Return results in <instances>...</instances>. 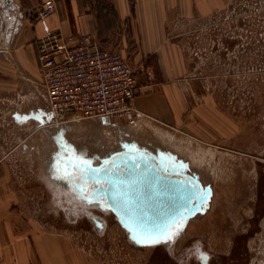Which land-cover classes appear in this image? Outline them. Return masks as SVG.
<instances>
[{
    "label": "crops",
    "instance_id": "0c3cea01",
    "mask_svg": "<svg viewBox=\"0 0 264 264\" xmlns=\"http://www.w3.org/2000/svg\"><path fill=\"white\" fill-rule=\"evenodd\" d=\"M44 1L0 0V264H109L53 220L37 216V209L55 204L63 208L68 196L75 203L80 194L74 186L78 178L72 182L54 171L56 154L68 153L57 148L54 136L95 129L90 118L71 120L52 111L41 84L37 39L50 32L65 38L93 32L103 46L132 64L148 65L151 78L145 71L138 76L134 105L142 115L133 130L143 133L146 147L164 149L161 144L169 141L180 151L185 144L196 159L190 146L198 139H229L234 134L233 140L239 141L243 132L239 134L233 118L237 125L230 131L229 108L214 100L207 75L198 70L202 56L197 50L205 35L214 34V29H198L199 24L228 0H53L56 9L40 16ZM214 50L221 59L224 50L227 59L222 40ZM17 126L51 135V182L36 170L17 168L22 156L31 161L32 152L43 144L41 138L39 143L30 138L34 132L12 138L10 131Z\"/></svg>",
    "mask_w": 264,
    "mask_h": 264
},
{
    "label": "rangeland",
    "instance_id": "374dc122",
    "mask_svg": "<svg viewBox=\"0 0 264 264\" xmlns=\"http://www.w3.org/2000/svg\"><path fill=\"white\" fill-rule=\"evenodd\" d=\"M199 25L198 29H206V33L214 29L215 34L210 35L209 38L205 35L202 40L205 44L200 45L197 50L202 56L198 60L199 73L207 75V88L214 90V100L218 98L223 105L229 106L230 131L238 123L239 134L243 131V135L241 134L239 141L233 140L234 134H230L229 139L214 138L212 141L198 139V144L190 146L196 150V159H191L187 150L188 145H181L184 151L181 148L180 152L176 143L164 141V144H161L164 149L177 150L182 157L191 159L190 170L198 173L204 183L212 181L215 185V197L209 210L195 214L178 234L174 235V238L163 243L137 245L130 240L125 229L109 212L86 206L89 212L103 217L105 223L100 229L97 228L85 213L74 208L82 207L83 204L81 201L72 203L71 196L67 197L69 202L63 208L55 204L50 206V209H37L38 218H49L69 234L75 235L79 244L98 256L101 261L109 264H197L196 259L191 255L190 245L193 239L198 240L202 248L204 247L202 251L206 248L213 249L221 259L229 250L231 241L229 237L222 240L217 235L241 234L249 227L240 224L239 221L241 216L249 217L252 210L245 209L242 212V209L231 205L227 207L225 205V208L220 209L219 203L222 193L226 190L227 179L231 181V186L236 177L245 174V171L248 172L246 176L252 175L250 172L253 169L252 158L243 154L254 153L253 113L258 106L264 107V0H228V3ZM225 33L230 46L227 59L224 50H222L223 59H221L220 51L214 49L217 48V42H221L222 37H226ZM198 83L201 85V82ZM217 91H219L218 94ZM65 115L69 119L68 114ZM232 116L237 117L234 119ZM232 118L237 122L236 124L231 121ZM18 128L12 131L14 134L10 131L12 138L20 133L21 136H30L34 132L30 138L37 140L38 143L41 138L43 144L37 147L36 153L32 152L31 161L28 157L22 156L17 163V168L30 172L36 170L39 176L50 181L49 165L51 151L54 148L51 145V135L42 134V130L35 132V127L33 129L32 126ZM135 133H133L135 138L137 137L140 143L144 144L143 133L138 131ZM66 137L77 146L86 145L88 155L93 150H102L103 147L100 148L96 140H100L105 145L104 150L113 145L112 139L104 135L95 136L93 139L88 133L66 132ZM210 153H213L214 158L211 162H209ZM53 195L59 196L60 193ZM211 218H215L216 221L213 222L214 225L219 226L220 234H217L215 228L213 231H207V224L210 225ZM263 245L264 241L261 242L262 250ZM260 264H263L262 261Z\"/></svg>",
    "mask_w": 264,
    "mask_h": 264
},
{
    "label": "water",
    "instance_id": "95a60500",
    "mask_svg": "<svg viewBox=\"0 0 264 264\" xmlns=\"http://www.w3.org/2000/svg\"><path fill=\"white\" fill-rule=\"evenodd\" d=\"M54 163L55 173L79 179L72 182L83 197L110 208L137 245L165 242L158 238L161 233L180 230L190 217L204 212L209 196L208 188L196 177L181 172L186 164L175 162L167 152L135 148L112 154L96 165L60 152ZM153 238L158 239L143 242Z\"/></svg>",
    "mask_w": 264,
    "mask_h": 264
},
{
    "label": "built area",
    "instance_id": "2783aa9c",
    "mask_svg": "<svg viewBox=\"0 0 264 264\" xmlns=\"http://www.w3.org/2000/svg\"><path fill=\"white\" fill-rule=\"evenodd\" d=\"M56 9L45 0L39 11L46 16ZM41 84L54 113L69 119L105 117L129 123L142 113L134 105L138 76L148 65H134L121 53L105 47L93 32L65 38L59 32L37 39Z\"/></svg>",
    "mask_w": 264,
    "mask_h": 264
},
{
    "label": "flooded vegetation",
    "instance_id": "af4514ba",
    "mask_svg": "<svg viewBox=\"0 0 264 264\" xmlns=\"http://www.w3.org/2000/svg\"><path fill=\"white\" fill-rule=\"evenodd\" d=\"M225 36L226 37H222L221 40L222 42L225 41L223 42V44L225 45V48L229 50L230 43L227 40V35ZM224 107L229 108V106L225 105ZM232 117L236 119L237 116ZM87 120H92V122L95 123V129L87 132L90 135V138L94 139L95 136L104 135L107 138L112 139L111 142L113 143V145L104 150L103 148L105 147V145L101 143L100 140H96L100 148L101 146L103 147L102 150H93L88 155L86 154V151H88L86 145H81L74 148L71 145L72 141L59 134L54 136L55 141L59 144L57 148H60L61 151L68 152L66 155H68L69 153L74 154L76 152V157H78L79 159H88L94 165L99 164L102 159L109 157L112 154L127 150L128 152H132L134 146H137L135 147L136 149H145L153 153H156L157 151L167 152L168 154H172L174 156L175 162L180 160L182 161V163L186 164V166L181 169L182 173H185L190 177H196L202 187L208 188L209 196L204 212L208 211L212 206L215 197L214 183L212 181L204 183L198 173L192 172L190 170V160L188 158H184L167 149H151L144 146V144H141V141L137 137L135 138L133 134L136 131L133 130L132 126L136 124V121L129 123L126 121L112 120L105 117H96ZM129 127H131L133 131L130 130ZM252 135L254 153L243 154L252 158L253 169L250 171L252 175L251 177L250 175L246 176L248 172L245 171V174L241 176L238 175L236 177V179L232 183L233 185L231 186V181L227 179L226 190L222 193L219 203L220 209L225 208V205L226 207L231 205L238 207L240 210L242 209V212L245 209L252 210V213L248 215L249 217L246 218L244 216H241L239 221L240 224L248 225L249 227L245 230V232L243 231V233L241 234L222 235L218 233L219 226L217 227L216 225H214V222L216 221L215 218H211L210 225L207 224V231H213L215 228L217 234H220L217 236L222 240H224V238L228 239L229 237L231 244L229 246V250L224 253L225 256L219 259L217 255L218 253H216V251L208 248L202 251L204 247L202 248V246L197 242L198 240L193 239V243H191L190 245L191 255L194 256L197 264H203L202 256H204V264H260L261 261L264 264V260H261L264 259V245L263 250L261 249V242L264 241L262 240L264 239V107L262 108L258 106L253 113ZM212 160H214L213 156L209 162H211ZM210 166H212L211 163ZM75 191L78 192V189L76 188ZM76 196L78 197L77 201H81L83 206L74 208H76L80 212L85 213L91 219V221H93L97 228L100 229L105 221L103 217L89 212L86 206L95 207L100 211L109 212L114 220L119 225H121L116 214L110 208L105 207L99 201H96L94 199L82 197L80 194H77ZM237 237L239 239H237ZM172 238H174V236Z\"/></svg>",
    "mask_w": 264,
    "mask_h": 264
},
{
    "label": "snow or ice",
    "instance_id": "6c2138e0",
    "mask_svg": "<svg viewBox=\"0 0 264 264\" xmlns=\"http://www.w3.org/2000/svg\"><path fill=\"white\" fill-rule=\"evenodd\" d=\"M178 232H179V228L177 227L175 232H167V231H165V232L161 233V236L158 237V238L171 240L174 235L178 234ZM158 238L149 239V240L143 241V242H147V243L156 242V239H158Z\"/></svg>",
    "mask_w": 264,
    "mask_h": 264
},
{
    "label": "bare ground",
    "instance_id": "6f19581e",
    "mask_svg": "<svg viewBox=\"0 0 264 264\" xmlns=\"http://www.w3.org/2000/svg\"><path fill=\"white\" fill-rule=\"evenodd\" d=\"M135 147H137V146H134V149H135ZM128 151V150H127ZM130 151V150H129Z\"/></svg>",
    "mask_w": 264,
    "mask_h": 264
}]
</instances>
